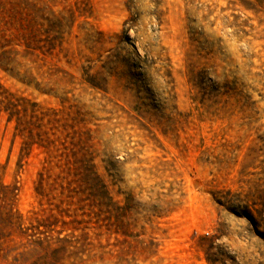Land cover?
<instances>
[{
  "label": "rangeland",
  "instance_id": "1",
  "mask_svg": "<svg viewBox=\"0 0 264 264\" xmlns=\"http://www.w3.org/2000/svg\"><path fill=\"white\" fill-rule=\"evenodd\" d=\"M0 96V264H264V0H0Z\"/></svg>",
  "mask_w": 264,
  "mask_h": 264
},
{
  "label": "trees",
  "instance_id": "2",
  "mask_svg": "<svg viewBox=\"0 0 264 264\" xmlns=\"http://www.w3.org/2000/svg\"><path fill=\"white\" fill-rule=\"evenodd\" d=\"M11 98V97H10ZM34 107V104H33ZM23 111V115L24 118L19 117L20 114V110L18 108V104H15L13 101H11V99L7 98V97H2L0 96V115L1 113H6L7 114V121H11L12 119L15 120V131H18L20 135L24 136L26 138V141L24 142V145L26 146L27 144L30 145H36L38 147L43 148L47 154H49V158H55V157H59V158H64L65 160V166L67 167V170H70L69 167V160L67 159L68 157V153L66 152L68 150V146L65 144V136L64 138L61 140L59 138H55V139H50L49 135H48V131L45 129L46 126L51 125V120H49L48 118L45 119V123H43L44 121V114H41V117H39V121L40 123L35 126L37 128H31L32 125H34V123L32 122V116H33V112L31 111V114L29 115V118L26 119V112L25 110ZM54 121V120H52ZM22 123L23 126H22ZM49 130H52L51 127ZM51 135L53 136L54 134L51 133ZM55 142H58L59 145L61 146V149L56 148L57 153L52 154V151L49 150L50 147H52L54 145ZM49 160L46 159L44 163L49 164ZM89 159H87L85 157V153L81 154V160H80V164H82L85 168H86V174H88V172L90 171V164H89ZM92 172V171H91ZM72 173H74V171H72ZM85 173H83L81 175V177L84 175ZM85 174V177H87L88 175ZM42 174H40V180H42ZM93 179V178H92ZM96 181V179H95Z\"/></svg>",
  "mask_w": 264,
  "mask_h": 264
}]
</instances>
